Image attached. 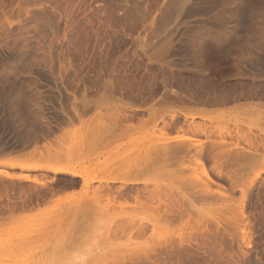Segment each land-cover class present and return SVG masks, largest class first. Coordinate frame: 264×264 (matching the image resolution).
<instances>
[{"label":"rangeland","instance_id":"rangeland-1","mask_svg":"<svg viewBox=\"0 0 264 264\" xmlns=\"http://www.w3.org/2000/svg\"><path fill=\"white\" fill-rule=\"evenodd\" d=\"M0 173V264H264V0H0Z\"/></svg>","mask_w":264,"mask_h":264},{"label":"bare ground","instance_id":"bare-ground-1","mask_svg":"<svg viewBox=\"0 0 264 264\" xmlns=\"http://www.w3.org/2000/svg\"><path fill=\"white\" fill-rule=\"evenodd\" d=\"M56 170H53V171H56V173H57V171L58 172H68V171H66V169H64V168H55ZM49 170H50V168H49ZM0 174H2V173H0ZM73 174V173H72ZM75 174V173H74ZM77 174H75V176H76ZM80 175V177H82L81 176V174H79ZM78 175V176H79ZM77 176V177H78ZM86 180V178H83V180ZM82 180V181H83ZM89 181V180H88ZM88 181L86 182V181H83V185H85V184H88ZM113 182V181H112ZM134 182V181H133ZM136 182V181H135ZM106 183V182H105ZM108 184V183H107ZM127 184V183H126ZM134 184V183H133ZM138 184V183H137ZM85 186H87V185H85ZM91 186V185H90ZM88 188H89V186H88ZM116 188V187H115ZM112 190V189H111ZM117 190V189H116ZM125 190V189H124ZM129 190V189H128ZM139 190V189H138ZM143 190V189H142ZM145 191V190H144ZM124 192V191H123ZM119 193V192H118ZM145 194V193H144ZM139 196V195H138ZM137 196V197H138ZM58 197V196H57ZM116 197V196H115ZM133 197V196H132ZM136 197V198H137ZM136 198H134V199H136ZM142 198V197H141ZM132 199V198H131ZM137 200H139L138 198H137ZM140 201V200H139ZM115 202V201H114ZM86 207H87V205H86ZM92 207V206H91ZM43 209V208H42ZM85 209V208H84ZM101 209V208H100ZM13 210V209H12ZM90 210V209H89ZM104 210V209H103ZM42 211V210H41ZM96 211H97V209H96ZM23 212V211H22ZM25 213V212H24ZM38 213V212H37ZM92 213V212H91ZM94 213V212H93ZM25 215H27V214H25ZM25 215H23L22 213H21V215H19V217H18V219L20 220L21 218H23L24 217V219H25ZM34 215H36V213L34 214ZM15 216V215H14ZM33 216V215H32ZM105 216V215H104ZM106 217H107V215H106ZM161 217V216H160ZM31 218V217H30ZM12 221H13V219H16V218H10ZM108 219V218H107ZM107 219H105V220H107ZM16 221H18V220H16ZM23 221V220H22ZM25 221V220H24ZM10 223H11V221H9ZM3 222H1L0 224H2ZM10 223H9V225H10ZM19 223V222H18ZM22 223V222H21ZM6 224H8V223H6ZM110 224V223H109ZM125 224H127V223H125ZM139 224V223H138ZM107 225V224H106ZM140 225V224H139ZM147 225V224H146ZM153 225V224H152ZM111 226V225H110ZM145 226V225H144ZM9 228V227H8ZM128 228V227H127ZM137 228V227H136ZM135 228V229H136ZM142 228V227H141ZM145 228V227H144ZM123 230V229H122ZM141 230V229H140ZM143 230V229H142ZM143 232H145V231H143ZM140 233V232H139Z\"/></svg>","mask_w":264,"mask_h":264}]
</instances>
